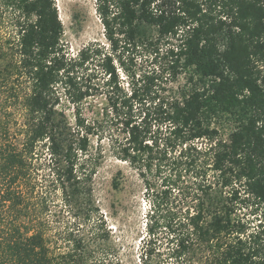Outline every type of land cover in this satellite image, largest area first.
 <instances>
[{
	"label": "trees",
	"instance_id": "16d2710c",
	"mask_svg": "<svg viewBox=\"0 0 264 264\" xmlns=\"http://www.w3.org/2000/svg\"><path fill=\"white\" fill-rule=\"evenodd\" d=\"M96 3L110 51L92 44L70 57L54 0H0V15L10 12L16 29L13 54L0 47V79L30 86L21 142L0 134V264H124L125 234L116 238L102 214L92 218L93 206L85 227L51 230L31 202L40 154L66 198L90 191L82 156L103 126L82 120L81 107L100 88L103 112L118 130L110 147L144 184L138 263L264 264V229L249 231L236 218L234 188L242 183L264 216V0ZM161 41V71L137 74L122 60L139 46L158 58ZM162 74L184 82L160 88ZM62 97L73 107L74 128L58 109ZM184 176L191 186L182 187ZM112 187L119 189L118 179Z\"/></svg>",
	"mask_w": 264,
	"mask_h": 264
},
{
	"label": "rangeland",
	"instance_id": "374dc122",
	"mask_svg": "<svg viewBox=\"0 0 264 264\" xmlns=\"http://www.w3.org/2000/svg\"><path fill=\"white\" fill-rule=\"evenodd\" d=\"M54 3L63 29L61 43L67 55L75 57L81 50L92 44H96L100 49L103 48L104 52L110 51L96 10V0H54ZM15 32L13 16L10 12L4 11V14L0 15V47L6 54H13L10 48L15 39ZM164 44L163 41L158 43L160 51L158 58L155 57L154 50L139 46L134 51L125 52L122 60L137 74L157 69L161 71L167 67L166 60L161 58V54L167 48ZM5 63L4 59L0 60V71ZM117 71L126 88L125 76L120 68ZM102 78L101 76L97 78L100 86H102ZM17 79H12L6 84L0 79V134L4 135L7 132L9 139L20 143L24 123L22 104L24 97L29 94L30 86L25 79ZM177 81L174 83L167 74H162L158 84L160 88L176 90L178 83L183 84L184 76L182 75ZM105 92V89L100 88L93 97L85 100L81 107L82 120L86 123L96 121L103 126L102 131L94 132L89 136L88 151L82 156V158L89 157L83 174L92 173L84 185L90 191H85L77 199L66 198L50 172L48 159L45 158V154H40L33 161L31 185L34 187V195L31 202L34 203L36 212H41L51 230L65 228L72 230L78 224L85 227L88 206H93L94 210L90 212L93 215L92 218L102 214L116 238H120V233L125 234L129 248H123L118 255L123 263L139 264L137 260L139 232L142 230L146 211L144 184L138 172L128 163L117 159L114 149L110 147L109 134L117 135L118 130L114 131L111 116L106 117L103 112L106 105ZM58 109L63 112L68 126L74 128V110L64 97L61 98ZM228 132V127H220V133L224 138ZM114 178L119 180L118 190L112 187ZM182 181V187L185 188L191 186L193 179L191 176H184ZM234 188L239 191L236 218L244 222L249 231L261 227L264 229V216L261 209L254 204L252 198L245 195L242 183H236ZM116 259L111 258L112 264L116 263Z\"/></svg>",
	"mask_w": 264,
	"mask_h": 264
}]
</instances>
